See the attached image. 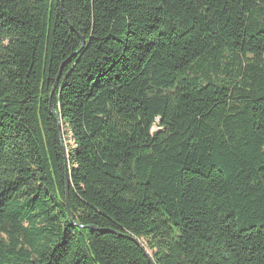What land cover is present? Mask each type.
Listing matches in <instances>:
<instances>
[{
	"label": "trees",
	"instance_id": "obj_1",
	"mask_svg": "<svg viewBox=\"0 0 264 264\" xmlns=\"http://www.w3.org/2000/svg\"><path fill=\"white\" fill-rule=\"evenodd\" d=\"M149 258L264 264V0H0V264Z\"/></svg>",
	"mask_w": 264,
	"mask_h": 264
},
{
	"label": "water",
	"instance_id": "obj_2",
	"mask_svg": "<svg viewBox=\"0 0 264 264\" xmlns=\"http://www.w3.org/2000/svg\"><path fill=\"white\" fill-rule=\"evenodd\" d=\"M83 45V44H82ZM51 109H52V107H51ZM67 175H66V180H67ZM68 189V188H67ZM68 212H69V210H68ZM149 260H150V262L152 263V264H154L153 262H152V260H151V258H149Z\"/></svg>",
	"mask_w": 264,
	"mask_h": 264
}]
</instances>
